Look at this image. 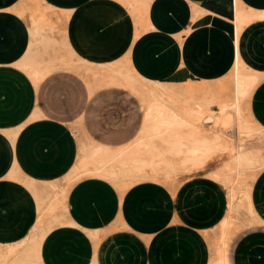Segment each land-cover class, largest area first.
<instances>
[{
  "label": "rangeland",
  "instance_id": "obj_1",
  "mask_svg": "<svg viewBox=\"0 0 264 264\" xmlns=\"http://www.w3.org/2000/svg\"><path fill=\"white\" fill-rule=\"evenodd\" d=\"M84 1H23L19 10L28 12L29 18L19 16L29 28L30 42L16 66L34 78L48 72L50 61L57 67L38 87L20 72L16 76L2 72L0 93L9 94L11 84L17 87L12 94L17 110L3 118L20 121L32 108H39L46 118L66 125L77 142H101L111 147L132 143L117 150L83 145L81 159L74 175L66 178V186L85 177L99 178L121 193L127 189L131 200L145 203L142 237L128 245L152 252L156 261L183 264L184 259L198 258L206 264H230V259L232 264H264V128L257 125L260 121L253 110L255 94L264 89V22L250 23L240 37L242 52L254 60L250 63L243 57L244 64L260 77L257 86L258 79L244 68L240 54L233 66L230 45L233 33L236 42L239 38L240 0H235L233 18L226 15L212 20L222 24L215 36L220 48L210 50L202 35L192 37L194 67L199 73L203 68L219 67L221 74L213 78L182 71L177 83L171 82L177 52L163 36H145L127 54L100 53L102 46L123 38L121 29L126 25L98 26L92 37L98 53L90 55L82 50L78 58L91 60L98 67L130 62L133 70L166 84L132 78L124 83L139 93L146 109L145 125L136 139L144 116L139 99L127 88L110 85L109 77L97 79L86 66H75L78 58L70 47L71 30L80 16L76 18L72 8ZM112 2L125 6L120 0ZM257 2L261 6L260 0ZM169 4L162 1L163 7ZM213 6L230 11L231 1L213 0ZM48 11L58 13L59 18L50 13L48 19ZM128 15L136 37L140 27L137 19ZM80 23L82 27L86 24L82 18ZM252 25L260 29H250ZM114 30L119 32L113 37ZM68 58L66 66L60 63ZM261 115L264 117V106ZM208 118L211 123L205 122ZM89 184L87 196L101 200L111 186L105 182ZM35 193L41 212L39 223L28 238L0 248V264H14L30 248L40 246L47 231L64 225L66 215L56 209L67 210L66 189L50 184ZM96 233L95 244L100 239Z\"/></svg>",
  "mask_w": 264,
  "mask_h": 264
},
{
  "label": "crops",
  "instance_id": "obj_2",
  "mask_svg": "<svg viewBox=\"0 0 264 264\" xmlns=\"http://www.w3.org/2000/svg\"><path fill=\"white\" fill-rule=\"evenodd\" d=\"M23 1L25 0H0V74L8 72L9 75L16 76L20 72L28 80L30 79L35 87H38L57 66L53 65L54 60L50 61L47 66L48 72L40 78L31 77L29 71L16 66L30 42L29 28L20 17L26 15L29 18L28 12L19 10ZM120 1L125 4L128 11L125 6L122 8L112 0L106 2L85 0L72 8L76 12L75 15L77 14L76 18L80 16L78 23L71 30L73 47L68 42L76 57L78 58V52L82 53V50L89 51L90 55L93 52L98 53L97 43L92 38L98 26L125 24L126 26L121 29L123 38L115 39V41L113 39L111 44L107 43L106 46H102L100 53L112 55L122 51L127 54L139 45L141 38L148 35L163 36L165 41H168L166 44L169 48L174 49L175 47L177 52L171 74L173 77L171 82L176 81L175 83L179 80L178 73L182 71L199 73L198 67L193 65L192 55L194 53L191 48L195 47H193L192 37L202 35L210 50L220 48L215 36L222 24L219 22L220 25L214 24L212 20L226 15H231L233 18V9H235V0H230V11H227V7H223L222 10L216 9L213 6V0H166L170 1V4L164 7L162 6L164 0ZM257 1L240 0L239 38L236 42L233 33V44L230 45L233 66L236 56L240 54L244 68L258 79L256 86L259 84L260 77L246 68L243 57L250 63H254V60L252 56H247L242 52L240 37L244 28L250 23L264 22V0H260L261 6H258ZM51 11L45 14L51 13L59 18L58 13ZM130 13L137 19L140 27L136 37L134 26L128 15ZM45 17L50 19L49 15ZM81 18L86 23L83 27L80 23ZM251 28L256 30L258 26L252 25ZM118 32L114 30L113 37L118 35ZM125 32L127 34H124ZM210 50H208L209 53ZM69 58L60 60V63L66 66ZM45 62L47 61L44 60L41 64L44 66ZM95 64L91 60L83 61L78 58L75 66L79 68L86 66L87 72L97 79L109 77L110 85L127 88L139 99L144 116L142 126L136 136L137 139L145 125L146 109L139 93L125 86L124 83L129 78L142 83H163L155 76L133 70L130 62L101 65L100 67ZM221 72L219 67H212L208 70L203 68L199 74L203 78H213ZM16 88L11 84L8 88L9 94L0 93V248L5 249L10 245L18 244L33 234L41 213L38 210L35 192L40 193L50 184H57L62 189H66L64 203L67 210L64 211L62 207L56 209L58 213H65L64 225H57L47 231L40 243V261L37 264H163L152 257V252H146L139 246L135 249L128 245L130 241L138 240L139 242L142 237L145 225L141 213L145 211V203L140 200L136 202L131 200L127 189L126 192L121 193L112 183L99 178L85 177L66 186V178L74 175L81 159L83 145L117 150L128 147L132 143L111 147L101 142L87 140L77 142L74 134L66 125L46 118L39 108H32L29 114L20 121L12 118L4 119L5 114L10 115L17 110L16 102L12 99ZM255 100L253 110L260 121L257 125L264 128V117L261 115L264 106V89L255 94ZM92 182H105L111 185L107 187L109 191L106 192L104 200L96 196H87L91 192L87 187ZM31 184L35 189L31 187ZM220 188L227 190L225 185L224 187L220 185ZM228 219L227 217L223 221L221 229ZM118 223L119 225L115 227ZM96 231L100 239L95 244ZM183 264H206V261L205 259L188 258L184 259ZM230 264H232L231 259Z\"/></svg>",
  "mask_w": 264,
  "mask_h": 264
},
{
  "label": "bare ground",
  "instance_id": "obj_3",
  "mask_svg": "<svg viewBox=\"0 0 264 264\" xmlns=\"http://www.w3.org/2000/svg\"><path fill=\"white\" fill-rule=\"evenodd\" d=\"M211 114V113H210ZM206 123H211L212 119L208 118ZM40 246H35L30 248L24 256L19 258L14 264H37L40 261Z\"/></svg>",
  "mask_w": 264,
  "mask_h": 264
}]
</instances>
